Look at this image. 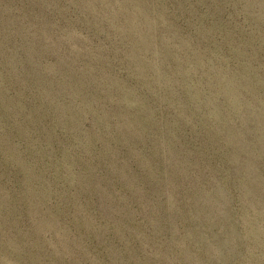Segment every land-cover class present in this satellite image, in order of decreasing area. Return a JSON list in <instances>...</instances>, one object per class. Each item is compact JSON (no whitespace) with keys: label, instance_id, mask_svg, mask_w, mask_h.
<instances>
[{"label":"rangeland","instance_id":"rangeland-1","mask_svg":"<svg viewBox=\"0 0 264 264\" xmlns=\"http://www.w3.org/2000/svg\"><path fill=\"white\" fill-rule=\"evenodd\" d=\"M0 264H264V0H0Z\"/></svg>","mask_w":264,"mask_h":264}]
</instances>
